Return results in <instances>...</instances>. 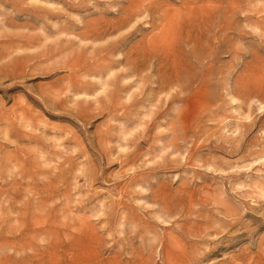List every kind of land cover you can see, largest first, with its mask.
Returning a JSON list of instances; mask_svg holds the SVG:
<instances>
[{
  "label": "rangeland",
  "instance_id": "rangeland-1",
  "mask_svg": "<svg viewBox=\"0 0 264 264\" xmlns=\"http://www.w3.org/2000/svg\"><path fill=\"white\" fill-rule=\"evenodd\" d=\"M0 264H264V0H0Z\"/></svg>",
  "mask_w": 264,
  "mask_h": 264
}]
</instances>
